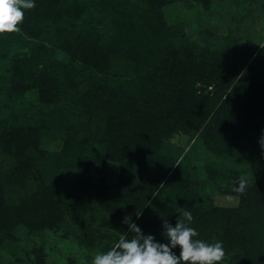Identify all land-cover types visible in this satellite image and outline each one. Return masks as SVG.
<instances>
[{"label":"trees","instance_id":"16d2710c","mask_svg":"<svg viewBox=\"0 0 264 264\" xmlns=\"http://www.w3.org/2000/svg\"><path fill=\"white\" fill-rule=\"evenodd\" d=\"M191 1L35 0L0 35V264H91L128 216L169 243L181 210L220 264H264V0Z\"/></svg>","mask_w":264,"mask_h":264},{"label":"clouds","instance_id":"9594fccd","mask_svg":"<svg viewBox=\"0 0 264 264\" xmlns=\"http://www.w3.org/2000/svg\"><path fill=\"white\" fill-rule=\"evenodd\" d=\"M35 0H0V35L20 31L25 12L35 8ZM264 149V137L260 140ZM238 187L233 191L243 194L248 185V178L241 175ZM175 226L164 223V236L169 243H159L152 235H144L141 229L131 223V216L125 217L123 223L129 224L132 238L121 234L110 250L96 254L91 264H220L225 257L221 241L207 243L200 239L195 228L189 226L193 221L190 211L181 210ZM139 215V213H137ZM179 247L177 256L173 249Z\"/></svg>","mask_w":264,"mask_h":264},{"label":"rangeland","instance_id":"374dc122","mask_svg":"<svg viewBox=\"0 0 264 264\" xmlns=\"http://www.w3.org/2000/svg\"><path fill=\"white\" fill-rule=\"evenodd\" d=\"M227 6L230 7V5H228V4H227ZM247 7H249V8L252 9L251 6H247ZM177 10L181 12L180 13V19H183L185 17H189V18L190 17H193V18H195L197 16V13L199 12V6H198V3H196L195 1L188 0V2L186 3V5H183L182 3H180V6L177 9L175 8L174 11H177ZM232 11H233V9L230 8L229 9V13L232 12ZM223 18L224 19H221L220 20V24L221 25H223L226 29L228 27V24H230V23H231V26H233V23L234 22L231 21L230 18H227L226 16H224ZM171 20H172V18H171ZM262 32L264 33V29H263ZM262 57H264V56H262ZM178 142L181 143V144H185V138L179 139ZM45 146L50 147V148H56L57 147L56 144L53 143V142H47V143H45ZM118 175L119 174H118V171H116V168H114L113 170H110L108 172V177L109 178H111V177L113 178L114 177V179H118L119 178ZM47 237L48 238L46 239V242H47L48 246L51 245V246H54V248L59 246L58 243L60 242V237L53 236V235H50V234H48ZM41 238L42 237L39 238V241L40 242H41ZM43 239H45V238H43ZM34 243H35V240L34 239L31 240V238H28V236H26L25 234L21 238L22 248L27 247L29 249V248H31L34 245ZM47 249H48V247H47ZM23 251H24V249H23ZM50 254H52V255L49 256V258H48V263L49 264H54L55 262H59V261H61L60 258L63 257V252H59V250L57 252H55V251L54 252H51ZM21 256L22 257H25V253L22 252ZM9 258H10L9 256L6 259L3 258L1 264H8V259ZM26 262H27L26 264L31 263L30 261H29V263H28V261H26Z\"/></svg>","mask_w":264,"mask_h":264}]
</instances>
